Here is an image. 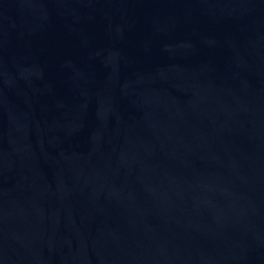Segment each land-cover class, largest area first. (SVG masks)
I'll list each match as a JSON object with an SVG mask.
<instances>
[{"label": "water", "instance_id": "95a60500", "mask_svg": "<svg viewBox=\"0 0 264 264\" xmlns=\"http://www.w3.org/2000/svg\"><path fill=\"white\" fill-rule=\"evenodd\" d=\"M0 264H264V0H0Z\"/></svg>", "mask_w": 264, "mask_h": 264}]
</instances>
